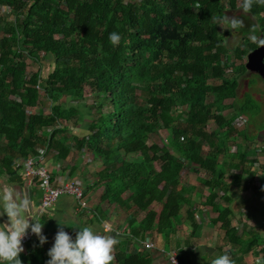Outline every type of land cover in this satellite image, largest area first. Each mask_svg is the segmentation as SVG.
I'll list each match as a JSON object with an SVG mask.
<instances>
[{
  "label": "trees",
  "instance_id": "obj_1",
  "mask_svg": "<svg viewBox=\"0 0 264 264\" xmlns=\"http://www.w3.org/2000/svg\"><path fill=\"white\" fill-rule=\"evenodd\" d=\"M238 3L0 0V8L16 14L0 15V169L16 174L15 162L43 146L57 149L61 158L72 147L100 158V199L112 205L119 227L126 225L127 237L113 248L117 264H151L149 248L129 251L128 238L141 245L152 231L178 232L193 222V197L205 187L201 204L213 211L224 204L219 213L228 240L249 252L260 233L252 229L243 239L231 226L232 187L246 192V176L258 170L264 178V164L251 158L248 145L264 130L256 121L262 104L249 91L238 101L249 71L244 60L258 48L248 40L250 27L264 38V6L254 4L244 13ZM223 13H233L243 28L215 26L211 15ZM112 31L121 35L115 48L107 40ZM232 34L239 41L230 47ZM27 59L40 67L29 71ZM45 60L52 67L47 73L41 67ZM88 85L94 92L90 105ZM44 99L49 110L41 108ZM79 119L86 130L70 139L66 131ZM161 130L168 134L157 144L153 135ZM192 165L207 175L200 179L203 188L182 183ZM97 210L100 221L107 218ZM25 249L24 264H46L38 239Z\"/></svg>",
  "mask_w": 264,
  "mask_h": 264
},
{
  "label": "crops",
  "instance_id": "obj_2",
  "mask_svg": "<svg viewBox=\"0 0 264 264\" xmlns=\"http://www.w3.org/2000/svg\"><path fill=\"white\" fill-rule=\"evenodd\" d=\"M35 109L37 110V107H35ZM85 125L86 123L83 119L77 120L75 128H68L66 135L70 138L73 136V132H75V134H82L86 130ZM68 146L70 147L71 143H68ZM40 148H45L43 164L51 174L58 180H71L82 186L85 190L88 202L87 209L80 208V204L74 195L63 194L49 210L44 211L40 206L42 188L37 179L33 181L28 180L22 174V171L16 169L15 166L13 169L16 170V174L8 171V169H0V187H10L13 185L17 191L23 188L31 198L34 208L38 213L36 219L39 223H43L41 229L42 234L47 237L46 243L41 245L46 255L47 250L52 246L55 233L58 231V222L67 223L69 225H64L62 227L64 231L73 238L79 230L77 226H89L98 234L112 235L115 233L117 234L116 240L119 241V238L124 239L121 236H126V233L123 235V230H125L126 225H121L119 227L112 215L111 209L107 208V204L100 199L103 189L97 185L98 179L96 177V172L102 166L101 161H99L91 151H87L86 149L72 147L67 156L61 158L58 155V150L53 147L47 149L43 146ZM260 173L259 170L256 173V175H259L258 185H247L248 189H252V195L247 194L246 196V192H235L234 186L232 187L234 200L231 204V209L233 211L231 226L237 229L238 236L243 239L249 238L248 233L252 229L260 233L259 242L256 243V246H253L249 252L242 253L240 245L233 244V242L228 240L225 228L221 226L224 218L223 215L219 213L221 212L220 210L223 209L224 204L221 205L219 211H213L210 209L211 207L209 205H205L204 207V205L200 204L195 207L193 204L196 208L193 222L180 226L178 232H172L167 235L165 233H159L158 231H152V233L147 234V239L154 243L153 248L148 249L150 250V257L152 260L151 264H170L169 254L172 252L176 253L181 264H208V262L210 264L212 259L225 252L229 254L232 264H264V217H262L264 211V178L260 177ZM255 176H246L248 181L245 183L251 182ZM245 196H254L252 199H257L260 204L252 208H249L250 205H247L246 207H248V210L251 212L250 218H245V222L238 224V222H234V219H237L238 217L235 218V216H239L240 213H238L234 205L237 204V206H240L239 208L245 207V201L251 202V200L245 199ZM204 198L202 201H204ZM98 207H101L102 213L107 215V218L104 220L102 219V221L97 218L98 216L99 218L101 217L100 212L97 210ZM214 212L218 215H212ZM247 213H245L246 216H248ZM6 219V216L0 217V221ZM31 222L30 220V223ZM251 222L254 223L251 224ZM239 225H242V228H240ZM36 239H38V237ZM128 240L129 244H127V250L144 249L143 243L142 245H132L130 243L135 240H132V238H128ZM114 246L119 247L120 245H113L111 249L112 259H114V264H117V260L113 254ZM197 247L200 248L201 251ZM220 250L222 251L220 252ZM25 251L26 249L23 247V251L19 254L21 264L26 263V260L22 259L25 256Z\"/></svg>",
  "mask_w": 264,
  "mask_h": 264
},
{
  "label": "clouds",
  "instance_id": "obj_3",
  "mask_svg": "<svg viewBox=\"0 0 264 264\" xmlns=\"http://www.w3.org/2000/svg\"><path fill=\"white\" fill-rule=\"evenodd\" d=\"M254 4L264 6V0H239L237 6L242 12L248 13ZM211 21L215 26L230 29L232 32L243 28L241 19L230 17L226 13L211 15ZM249 31L250 43L256 47L264 45V38L255 34L257 31L255 26H251ZM107 40L115 48L121 42V35L116 31L109 32ZM87 208L88 205L85 209ZM37 215L31 198L23 188L17 191L13 185L0 187V217H7L6 220L0 221V264H21L19 258L23 251L21 241L28 230L38 237L40 245L46 243L47 237L41 231L43 223L37 221ZM64 225L68 224L58 222V231L55 233L52 246L47 250L46 264H110L111 249L117 243V234L101 235L89 226H77L79 230L73 238L64 231L62 227ZM145 241H141L140 244L143 243L144 248H148L144 244ZM130 244L134 245L135 242ZM210 264H232V261L225 252L212 259Z\"/></svg>",
  "mask_w": 264,
  "mask_h": 264
},
{
  "label": "rangeland",
  "instance_id": "obj_4",
  "mask_svg": "<svg viewBox=\"0 0 264 264\" xmlns=\"http://www.w3.org/2000/svg\"><path fill=\"white\" fill-rule=\"evenodd\" d=\"M0 15L2 17H4L5 19H8V18L13 19L16 14L13 11H11L9 8L1 7L0 8ZM229 16L233 17V13H229ZM234 16H235V14H234ZM221 30L224 31L226 29L221 28ZM228 41H229L230 47H233L238 43L239 36L236 34H232L230 36V38L228 39ZM246 59H248V56H246L244 61H247ZM27 62L29 63L28 64V70L29 71H36L37 68L40 67L37 63L32 62L30 59H27ZM237 62H239V60H237ZM41 67L43 68V71H45L46 73L52 69L50 62L46 61V60L43 61V64ZM250 79H252L253 83H255L254 86L251 88H249L248 84H247V80H250ZM241 85L242 86L239 89L238 101L240 102V100L243 99L244 93L246 91L251 92L253 94V97L258 99L260 101V103L262 104V110L256 117L257 124L260 125V124L264 123V75L261 74L259 71L249 70L246 73V80H243ZM93 93L94 92H93L92 86L88 85L85 87V96H87L89 98L86 101L88 102L87 104H89V105L91 104V101H92L91 98L93 97ZM40 105H41L43 110H49V106L51 104L48 100L44 99V101ZM227 111L232 112V110H227ZM244 124L245 123H243V122H239L237 125H241V128L244 129V127H245ZM214 126H215V124H211V128H213ZM167 134H168V132L166 130L158 131L157 133H155L153 135L154 136L153 139L157 144L158 143L162 144V143H164ZM248 145L252 149L250 151L251 158H253V159L259 158V160H260L259 162L264 164V151H263L264 150V130L260 131L258 133L257 137L254 140H252L250 143H248ZM135 157H136L135 155H129L130 159H133ZM88 159H89V157H88ZM196 170L197 169L195 167H192L191 169H186L182 173V183L183 184L190 183V184H194V185L196 184L195 187L203 188V185L201 184L200 179L205 178L207 175L203 172H196ZM259 172H261V171H259ZM248 177H250V176H248ZM258 177H259V175H256L252 179L251 182L245 183V184L249 185V186H251L252 184L256 185L258 183ZM234 188H235V186H234ZM234 190H235V192H237L236 188ZM245 194H246V196H247V194L252 195L253 194L252 189H247ZM207 195H208L207 187H205V189H203L202 191H196L195 195L193 197L194 206L196 207L197 205H200L202 202V199L204 197H206ZM197 196H199V197H197ZM246 196L244 198L247 200L248 199L251 200V202L245 201V203H246V204L244 203L245 207L239 208L240 206H237V204L234 205L235 209L238 211V213H240L239 216H235V218L238 217L237 219H234L235 223L238 222V224H241V223L245 222V218L246 219L250 218L249 216L251 215V212L248 210V207H246L247 205H250L249 208H252L253 206H258L260 204L259 201H257V199H254V200L252 199V197H254V196H251V197H246ZM106 207L111 209L112 205L110 207L109 204H107ZM204 207H205V205H204ZM247 211H248V213H247ZM245 213H247L248 216H246ZM214 214L218 215L215 212L212 215H214ZM114 219H115V217H114ZM249 221H251V220H249ZM253 223L254 222H251V224H253ZM239 227L242 228V225H239ZM35 238H37V236H35ZM221 251L222 250H220V252Z\"/></svg>",
  "mask_w": 264,
  "mask_h": 264
},
{
  "label": "built area",
  "instance_id": "obj_5",
  "mask_svg": "<svg viewBox=\"0 0 264 264\" xmlns=\"http://www.w3.org/2000/svg\"><path fill=\"white\" fill-rule=\"evenodd\" d=\"M35 109V108H34ZM45 157V148H39L35 154L30 155L24 160L15 162V168L20 169L22 174L30 181L38 180L40 187L42 188V200L41 209L49 210L56 200L63 194L74 195L80 208L87 207V201L85 199V190L78 183L71 180H58L43 164ZM35 234L30 230L26 232V235L22 238V247L35 238ZM146 247L150 248L154 246L153 241L146 240L144 242ZM170 264H181L176 253L169 254Z\"/></svg>",
  "mask_w": 264,
  "mask_h": 264
},
{
  "label": "water",
  "instance_id": "obj_6",
  "mask_svg": "<svg viewBox=\"0 0 264 264\" xmlns=\"http://www.w3.org/2000/svg\"><path fill=\"white\" fill-rule=\"evenodd\" d=\"M247 68L259 71L264 75V45L248 54Z\"/></svg>",
  "mask_w": 264,
  "mask_h": 264
}]
</instances>
